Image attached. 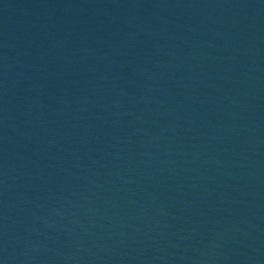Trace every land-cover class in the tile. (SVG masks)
Instances as JSON below:
<instances>
[{
	"label": "water",
	"instance_id": "95a60500",
	"mask_svg": "<svg viewBox=\"0 0 264 264\" xmlns=\"http://www.w3.org/2000/svg\"><path fill=\"white\" fill-rule=\"evenodd\" d=\"M0 264H264V0H0Z\"/></svg>",
	"mask_w": 264,
	"mask_h": 264
}]
</instances>
